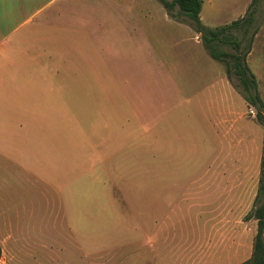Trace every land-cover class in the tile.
<instances>
[{
    "label": "rangeland",
    "instance_id": "374dc122",
    "mask_svg": "<svg viewBox=\"0 0 264 264\" xmlns=\"http://www.w3.org/2000/svg\"><path fill=\"white\" fill-rule=\"evenodd\" d=\"M252 1L203 0L202 23L231 24ZM71 3L79 9L68 10V22L84 24L90 7L105 21L88 26L97 39L44 42L65 53L66 98L58 102L51 90L53 134L33 175L0 166V192L14 196L0 202L9 214L0 217V264L249 262L264 125L239 79L212 58L178 7ZM255 9L243 50L255 32L247 63L264 100V0Z\"/></svg>",
    "mask_w": 264,
    "mask_h": 264
},
{
    "label": "crops",
    "instance_id": "0c3cea01",
    "mask_svg": "<svg viewBox=\"0 0 264 264\" xmlns=\"http://www.w3.org/2000/svg\"><path fill=\"white\" fill-rule=\"evenodd\" d=\"M72 1L0 0L1 168H19L25 174L33 175L32 163L40 158L49 141L47 138L53 134L49 125L51 90H56L54 97L58 102L66 98L68 82L61 80V74L67 69L61 63L65 53L61 49L56 52L47 48L44 42L97 39V29L88 26L105 21L97 19L99 10L90 7L84 10L87 17L84 24L80 21L68 22V10L79 9V5ZM57 56L59 63L54 64L53 59ZM52 76L58 79H52ZM69 85L76 87L78 83ZM37 179L39 183L42 181L44 185L51 186L46 179ZM75 179L76 175L71 178ZM70 182H63L61 187ZM8 200H14V196L0 192V202ZM5 208L0 207L1 219L9 217ZM20 215V212L16 216L11 213L10 220ZM13 225L10 224L11 227ZM126 229L131 231V228ZM128 260L130 263L131 259Z\"/></svg>",
    "mask_w": 264,
    "mask_h": 264
},
{
    "label": "trees",
    "instance_id": "16d2710c",
    "mask_svg": "<svg viewBox=\"0 0 264 264\" xmlns=\"http://www.w3.org/2000/svg\"><path fill=\"white\" fill-rule=\"evenodd\" d=\"M168 11L178 7L181 13L188 16L193 24L192 27L198 33H203V43L212 58L224 61L227 64L229 74L234 73L243 87L247 101L256 109L258 120L264 125V100L258 91V84L254 73L247 63V57L251 52L254 32L243 50V41L255 22L256 4L253 0L246 16L234 21L231 24L220 27H207L202 23L201 11L203 0H161ZM237 33L241 34L239 37ZM221 45H231L233 52L222 51ZM262 185L259 190L256 207L249 215V219H256L258 222L257 235L254 243L252 258L245 264H264V162L262 170ZM1 257V246H0Z\"/></svg>",
    "mask_w": 264,
    "mask_h": 264
}]
</instances>
